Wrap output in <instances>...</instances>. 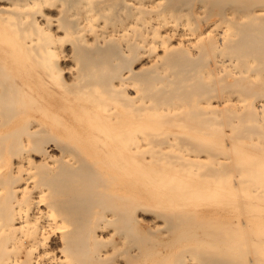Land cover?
Instances as JSON below:
<instances>
[{
    "label": "bare ground",
    "instance_id": "6f19581e",
    "mask_svg": "<svg viewBox=\"0 0 264 264\" xmlns=\"http://www.w3.org/2000/svg\"><path fill=\"white\" fill-rule=\"evenodd\" d=\"M194 261L264 264V0H0V264Z\"/></svg>",
    "mask_w": 264,
    "mask_h": 264
},
{
    "label": "rangeland",
    "instance_id": "374dc122",
    "mask_svg": "<svg viewBox=\"0 0 264 264\" xmlns=\"http://www.w3.org/2000/svg\"><path fill=\"white\" fill-rule=\"evenodd\" d=\"M140 185V184H139ZM203 203H202V205H204V206H207L208 207V205H206V203L208 204L209 203V201L207 202V201H202ZM206 202V203H205ZM210 205V204H209ZM201 207H203V206H201ZM208 216L207 215H205L204 213H198V214H194V223H196V224H201V223H203V222H209V223H211V224H214L215 225V223H219V220L217 219V218H214V219H212V218H207ZM204 219V220H203ZM163 228V229H162ZM160 229H162L163 231L165 230L164 229V226L162 225L161 227H160ZM160 231L161 230H158V233L157 234H154V237H156V240L158 241V240H161V235L159 234L160 233ZM166 231V230H165ZM162 232V231H161ZM148 234H145V233H142V236H144V237H146ZM148 237V236H147ZM153 239H155V238H153ZM155 242V241H154ZM194 263H197V262H195L194 261ZM198 264V263H197Z\"/></svg>",
    "mask_w": 264,
    "mask_h": 264
}]
</instances>
